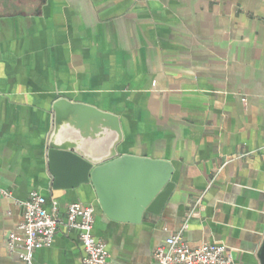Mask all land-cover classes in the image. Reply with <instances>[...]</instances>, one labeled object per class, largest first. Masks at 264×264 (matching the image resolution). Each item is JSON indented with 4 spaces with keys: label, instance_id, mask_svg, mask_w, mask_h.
Listing matches in <instances>:
<instances>
[{
    "label": "crops",
    "instance_id": "1",
    "mask_svg": "<svg viewBox=\"0 0 264 264\" xmlns=\"http://www.w3.org/2000/svg\"><path fill=\"white\" fill-rule=\"evenodd\" d=\"M59 98L117 115L121 154L171 165L158 213L131 220L150 182L140 170L106 181L127 221L103 213L91 184L52 189L46 138ZM263 147L264 0H0V264H24L7 239L20 237L21 203L34 192L61 218L70 205L91 207L110 264H156L175 235L258 264ZM82 257L77 232L61 226L31 264Z\"/></svg>",
    "mask_w": 264,
    "mask_h": 264
},
{
    "label": "water",
    "instance_id": "2",
    "mask_svg": "<svg viewBox=\"0 0 264 264\" xmlns=\"http://www.w3.org/2000/svg\"><path fill=\"white\" fill-rule=\"evenodd\" d=\"M51 110L46 159L53 190L91 184L103 213L109 219L127 221L130 214L120 210L122 207L108 196L106 181L114 173L140 170L150 177V182L134 205L131 220L139 222L144 212L158 213L174 188L168 162L121 154L124 137L115 114L65 98L54 101ZM256 258L258 264H264V237Z\"/></svg>",
    "mask_w": 264,
    "mask_h": 264
},
{
    "label": "built area",
    "instance_id": "3",
    "mask_svg": "<svg viewBox=\"0 0 264 264\" xmlns=\"http://www.w3.org/2000/svg\"><path fill=\"white\" fill-rule=\"evenodd\" d=\"M264 153V147L258 150ZM3 195H6L2 193ZM46 200L39 193H31L21 203L23 221L17 230L20 237L11 233L7 246L13 251L19 241V258L31 264L36 250L49 247L59 227L77 232L83 249L82 264H110L103 242L93 234V209L78 204L70 205L63 218L59 217L55 204L51 210L45 208ZM156 264H236L220 244L204 243L197 247L188 246L180 235L171 236L154 253Z\"/></svg>",
    "mask_w": 264,
    "mask_h": 264
}]
</instances>
